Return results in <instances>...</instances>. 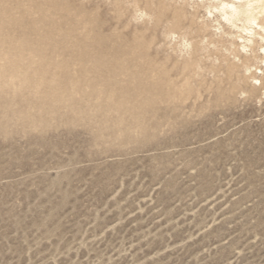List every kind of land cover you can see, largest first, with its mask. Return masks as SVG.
<instances>
[{"label":"rangeland","instance_id":"rangeland-1","mask_svg":"<svg viewBox=\"0 0 264 264\" xmlns=\"http://www.w3.org/2000/svg\"><path fill=\"white\" fill-rule=\"evenodd\" d=\"M247 38L211 0H0V264H264Z\"/></svg>","mask_w":264,"mask_h":264},{"label":"bare ground","instance_id":"bare-ground-1","mask_svg":"<svg viewBox=\"0 0 264 264\" xmlns=\"http://www.w3.org/2000/svg\"><path fill=\"white\" fill-rule=\"evenodd\" d=\"M211 1L219 6V15L227 25L242 30L248 36L246 43L253 49L257 47L264 64V46L261 45L264 44V0ZM236 23L241 27L238 28Z\"/></svg>","mask_w":264,"mask_h":264}]
</instances>
